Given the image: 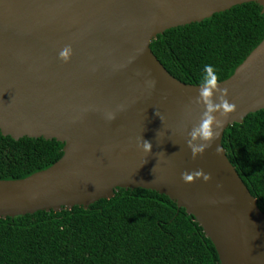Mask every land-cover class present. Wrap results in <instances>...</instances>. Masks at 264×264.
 Listing matches in <instances>:
<instances>
[{"label":"water","instance_id":"water-1","mask_svg":"<svg viewBox=\"0 0 264 264\" xmlns=\"http://www.w3.org/2000/svg\"><path fill=\"white\" fill-rule=\"evenodd\" d=\"M244 2L264 13V0H0V132L63 143L48 167L0 179V217L86 208L115 188L140 187L191 214L220 264H264V212L221 144L229 125L264 109V38L217 81L236 108L195 159L185 140L202 109L192 105L186 118L185 107L199 84L175 78L150 49L164 30ZM65 45L68 62L58 59ZM140 138L149 153L137 148ZM199 170L211 179L181 180Z\"/></svg>","mask_w":264,"mask_h":264},{"label":"trees","instance_id":"trees-1","mask_svg":"<svg viewBox=\"0 0 264 264\" xmlns=\"http://www.w3.org/2000/svg\"><path fill=\"white\" fill-rule=\"evenodd\" d=\"M264 38V13L256 2L236 4L199 22L172 27L150 42L166 70L200 84L211 64L217 81ZM221 144L264 212V109L229 125ZM63 143L43 137L17 140L0 132V179L25 177L62 154ZM0 264H220L211 240L191 214L165 194L115 188L86 208L0 217Z\"/></svg>","mask_w":264,"mask_h":264},{"label":"clouds","instance_id":"clouds-1","mask_svg":"<svg viewBox=\"0 0 264 264\" xmlns=\"http://www.w3.org/2000/svg\"><path fill=\"white\" fill-rule=\"evenodd\" d=\"M72 54V48L70 45H65L58 52V59L62 62H68L70 55ZM217 69L211 64H205L202 69V75L200 78V84L198 87V92L195 97L189 101V105L185 107L186 118H190L193 108L195 105L197 108L202 109L199 112L198 118L191 123L190 129L187 131L185 144L190 151V155L193 159L197 156H202L205 150L212 146V142L217 137L219 130L224 124V120L221 117L226 116L229 113L235 111V103H230L226 98L228 95L227 88H220L217 82ZM155 80L149 79L145 81L146 86L151 89L155 86ZM123 106H118L121 109ZM159 116L162 121V117ZM105 118L107 120L114 119V113L108 111L105 113ZM183 123L181 128H183ZM137 148H139L145 154L149 153L151 150V144L146 140L137 141ZM219 153V147L215 149ZM193 175L198 178L202 177L204 182H208L211 179L209 173L199 170L194 174L192 172L181 173L182 181H191ZM217 187H221L218 183Z\"/></svg>","mask_w":264,"mask_h":264}]
</instances>
